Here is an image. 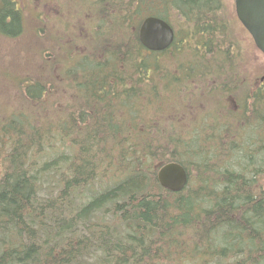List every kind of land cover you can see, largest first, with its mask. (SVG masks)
I'll return each mask as SVG.
<instances>
[{"label":"trees","instance_id":"obj_1","mask_svg":"<svg viewBox=\"0 0 264 264\" xmlns=\"http://www.w3.org/2000/svg\"><path fill=\"white\" fill-rule=\"evenodd\" d=\"M53 1L0 0V33L21 36L24 13L39 17L44 3L62 2ZM93 4L95 11L74 19L81 27L89 20L85 53L72 48L69 22L58 38L69 59L76 54L58 106L40 125L23 112L1 125L0 264H264L262 89L238 83L244 74L239 52L223 38L231 27L222 2ZM151 15L174 28L168 49L142 45L139 29ZM41 23L36 35L44 31L43 51L51 52L49 24ZM189 37L184 71L172 72L168 59ZM190 78L207 83L199 88L214 99L202 112L192 109V94L181 96ZM39 82L27 86L36 103L52 95ZM172 161L189 174L180 192L157 177Z\"/></svg>","mask_w":264,"mask_h":264},{"label":"rangeland","instance_id":"obj_2","mask_svg":"<svg viewBox=\"0 0 264 264\" xmlns=\"http://www.w3.org/2000/svg\"><path fill=\"white\" fill-rule=\"evenodd\" d=\"M21 1L24 3V0ZM32 1H34L36 6L40 5V0ZM32 1L25 0L26 4H24V7H34L35 5H33ZM47 1L54 2L53 0ZM58 1H62L61 5L55 4L56 6H54V4L44 3L40 8L38 7L37 12L40 10L42 11L39 17H37V15L36 17H32L34 15L31 16V13L26 11L24 13L25 29L21 36L13 38L0 33V128L1 125H4L5 122L9 120L10 116L20 115L22 112L24 114H30L32 119L36 115L38 120L34 118V120L30 121L34 122L36 125H40V119H43L44 112L51 111V107L49 106L53 105L54 108V105L57 107L61 102L60 89L63 86L60 81L63 79L65 69L69 66H73V62L76 59V54L69 59L67 57V52L62 48L66 42V40H62L66 37L62 36L70 31L67 29V24L65 25V23H70L69 29H71V35L73 37L76 35L72 39V48L83 49L82 51L84 53L88 49L90 43L88 31L89 20L87 17H83L87 21H85L84 25L81 27L80 24H83L82 19H74L80 14L84 16L87 10L95 11V9L92 8L95 4L90 7V0ZM223 4L225 18L231 27L228 29V39L231 42V47L234 48V52L238 51V56H240L235 59L236 69L238 68L242 75L244 74L246 76L250 83V87H252L251 89L257 88L256 85L264 74V54L256 47L251 34L249 38L242 24L238 21L234 1L223 0ZM61 6L65 12L63 14L58 12L59 9L61 10ZM46 14H55V16L60 15L59 17L53 16L51 22H47V18L45 17ZM41 22H43V24L44 22L49 24V28L45 27V35L46 41L50 42L48 46L52 47L50 48L52 49L51 52L43 51L44 48H46L45 43L41 40L44 31H39L40 33L36 35L35 31H37V26L44 27ZM175 24L178 26L177 21H175ZM50 28L54 29L51 30ZM83 29L86 31L82 32ZM60 33L62 36H60ZM59 37H62V39H58ZM67 38L70 40L72 37ZM193 40L194 37H189L188 41L183 44V50H180L176 54L177 58H175V60H178V63L175 60L168 59L171 63L172 72L177 71L182 74L184 71L181 68L183 65H186L185 55ZM211 54L212 53L209 52L208 56H211ZM37 80L42 84H49L48 87L52 88L50 90L52 95L50 94L48 99H40L39 103H36V100L27 92V86L37 83ZM50 80L58 82L55 88L58 87L59 91L58 88L53 89L54 85L48 83L51 82ZM187 82L188 85L191 86V90L189 89L187 92L184 86L181 91V96L184 95L183 98H185L192 94L195 97L193 102L196 103V107L191 106L192 109L201 111L200 107L205 106H203V104L208 103V105H210V103L212 104L214 102V99L208 96L209 93H207V91H203V89L200 90L199 88L200 85L207 83L202 82L198 78L195 81L190 78ZM172 89L171 93L174 91V88ZM197 91L199 92L195 94ZM170 96L172 99L175 97L173 94ZM200 96L201 100L198 102ZM183 98H181V100ZM177 100L176 98L174 101L176 102ZM189 104H191V102ZM179 107L181 108V105H179ZM173 108L179 110L176 107ZM4 156L5 153H0V172H2V168L4 167Z\"/></svg>","mask_w":264,"mask_h":264},{"label":"water","instance_id":"obj_3","mask_svg":"<svg viewBox=\"0 0 264 264\" xmlns=\"http://www.w3.org/2000/svg\"><path fill=\"white\" fill-rule=\"evenodd\" d=\"M239 20L251 34L256 47L264 54V0H235ZM142 45L152 51H163L175 40L172 25L157 16L145 17L139 29ZM157 177L162 187L180 192L189 182L187 169L178 162L160 166Z\"/></svg>","mask_w":264,"mask_h":264},{"label":"flooded vegetation","instance_id":"obj_4","mask_svg":"<svg viewBox=\"0 0 264 264\" xmlns=\"http://www.w3.org/2000/svg\"><path fill=\"white\" fill-rule=\"evenodd\" d=\"M221 2H222V4H223V0H220ZM234 1V4H235V0H233ZM224 5V4H223ZM222 5V6H223ZM235 11H236V6H235ZM220 14L223 16V17H226L225 16V14H224V9H222V11L220 12ZM236 17H237V19H238V21L242 24V22L239 20V18H238V16H237V12H236ZM229 23V22H228ZM229 26H230V24H228ZM226 26V25H225ZM242 26H243V28H244V30L246 31V33H247V35H248V37L250 38V33H249V31L244 27V25L242 24ZM227 27V26H226ZM226 41L227 40H229L228 39V36H225V37H223ZM226 41L224 42V43H226ZM173 44V43H172ZM171 44V45H172ZM171 47V46H170ZM238 83H241V84H243V85H249L250 86V83H249V81H248V79L246 78V76L245 75H243V77H242V80L240 79L239 80V82ZM233 87H234V85H233ZM256 87H258V88H260V89H262V103H263V105H264V74L262 75V78H260L259 79V81H258V84L256 85ZM235 102V101H234Z\"/></svg>","mask_w":264,"mask_h":264}]
</instances>
